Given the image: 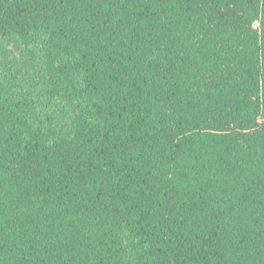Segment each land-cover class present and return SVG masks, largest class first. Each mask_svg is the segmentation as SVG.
Returning <instances> with one entry per match:
<instances>
[{
	"label": "trees",
	"instance_id": "trees-1",
	"mask_svg": "<svg viewBox=\"0 0 264 264\" xmlns=\"http://www.w3.org/2000/svg\"><path fill=\"white\" fill-rule=\"evenodd\" d=\"M0 264H264V0H0Z\"/></svg>",
	"mask_w": 264,
	"mask_h": 264
},
{
	"label": "rangeland",
	"instance_id": "rangeland-1",
	"mask_svg": "<svg viewBox=\"0 0 264 264\" xmlns=\"http://www.w3.org/2000/svg\"><path fill=\"white\" fill-rule=\"evenodd\" d=\"M7 64L20 74H37L39 65L29 57L24 47L15 41H0V65Z\"/></svg>",
	"mask_w": 264,
	"mask_h": 264
}]
</instances>
